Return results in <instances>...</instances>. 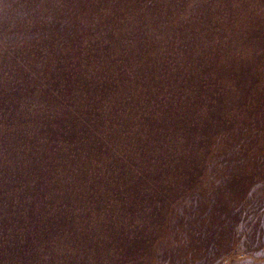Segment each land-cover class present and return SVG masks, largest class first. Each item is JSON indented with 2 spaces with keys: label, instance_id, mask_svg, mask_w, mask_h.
<instances>
[{
  "label": "rangeland",
  "instance_id": "rangeland-1",
  "mask_svg": "<svg viewBox=\"0 0 264 264\" xmlns=\"http://www.w3.org/2000/svg\"><path fill=\"white\" fill-rule=\"evenodd\" d=\"M0 264H264V0H0Z\"/></svg>",
  "mask_w": 264,
  "mask_h": 264
}]
</instances>
